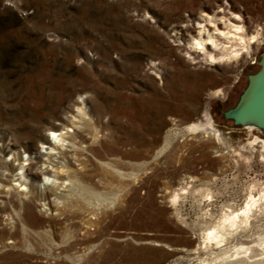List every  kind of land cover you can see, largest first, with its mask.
Segmentation results:
<instances>
[{"label":"rangeland","instance_id":"1","mask_svg":"<svg viewBox=\"0 0 264 264\" xmlns=\"http://www.w3.org/2000/svg\"><path fill=\"white\" fill-rule=\"evenodd\" d=\"M189 17L262 39L209 65ZM263 51L264 0H0V264H264V132L222 115ZM250 195L249 226L206 240Z\"/></svg>","mask_w":264,"mask_h":264},{"label":"bare ground","instance_id":"2","mask_svg":"<svg viewBox=\"0 0 264 264\" xmlns=\"http://www.w3.org/2000/svg\"><path fill=\"white\" fill-rule=\"evenodd\" d=\"M203 16H207V14L203 13ZM212 17H219L223 20V18L225 17V7L222 3L217 6V11L213 13ZM212 17H209L210 23H214V21H212ZM235 17L236 19H239V16L237 14L235 15ZM205 21L206 20L203 18H200L199 20L196 17H192V19L191 17H189L186 22L178 26V33L182 37H188L189 39L193 40L196 46L199 45L202 47V42L204 41L203 33H207L206 24L203 25V22ZM194 22L200 27H195L193 25ZM213 30H219V28H213ZM207 34L208 35L206 38L210 40L212 44V46L209 47V50L204 51L205 55H207V57L209 58V60H207V62H209V65H211L212 62L215 61L220 62L224 57H226L227 59L233 58L237 60V58H239L242 53H248V51L251 49L252 44H258L262 39L259 29L255 31L254 35L246 37L244 28L241 25L232 26V32H230L229 30L225 32L223 30L221 31V34L217 35V37L213 36L212 33L209 34V32ZM189 48L190 50L193 48L192 43ZM195 56L198 55H193L192 59H196ZM216 94L221 93L220 91H218ZM60 125L61 127L53 124L48 129V142L43 143L44 145L41 147V149L44 150V153L47 156L46 159H48L49 156L53 154H59V150H62L63 146L66 145L65 143L67 131H64L66 126L63 123ZM246 125H248V127L250 128L256 127L264 132V129L259 128L254 123L249 122L246 123L245 126ZM49 135L51 136V139H49ZM32 163L33 162L29 161L27 163L21 164L19 166V174L24 175L26 171H33L38 175L43 176L40 184L44 186V189L57 184V182H55L56 178L54 171L51 170V167L49 168L45 164H41V166H34ZM22 175L20 177H22ZM20 177L18 178L20 179ZM50 179L51 183H49ZM19 186H21V184ZM256 206L257 199L254 195H250L241 207L234 209L231 206H227L226 208L222 209L218 224L205 228V239L210 242L215 241L217 244H219L224 241V233H237L239 229L248 227L250 224L251 216L253 215Z\"/></svg>","mask_w":264,"mask_h":264},{"label":"water","instance_id":"3","mask_svg":"<svg viewBox=\"0 0 264 264\" xmlns=\"http://www.w3.org/2000/svg\"><path fill=\"white\" fill-rule=\"evenodd\" d=\"M257 65L259 69L247 76V85L235 106L222 115L234 125L244 126L250 122L264 129V51L260 53Z\"/></svg>","mask_w":264,"mask_h":264}]
</instances>
